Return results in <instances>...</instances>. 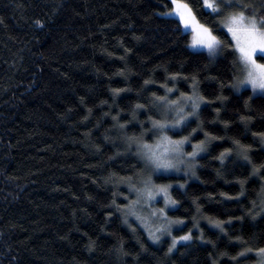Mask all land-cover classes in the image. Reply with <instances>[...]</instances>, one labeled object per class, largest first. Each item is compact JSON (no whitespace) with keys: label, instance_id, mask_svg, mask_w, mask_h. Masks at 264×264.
Returning a JSON list of instances; mask_svg holds the SVG:
<instances>
[{"label":"trees","instance_id":"obj_1","mask_svg":"<svg viewBox=\"0 0 264 264\" xmlns=\"http://www.w3.org/2000/svg\"><path fill=\"white\" fill-rule=\"evenodd\" d=\"M171 1L0 0V264H237L231 257L246 245L236 237L264 247V215L249 214L264 178L251 175L233 143L250 146L251 160L264 164V95L231 87L237 54L221 16L202 0H180L228 45L211 58L191 50L190 33L163 15ZM234 2L257 13L264 4ZM193 77L209 103L180 135L200 125L192 144L205 132L217 139L196 159L192 179H153L172 185L177 204L168 215L184 221L179 233L192 234L169 253L167 237L154 244L139 224L125 223L117 204L127 205L130 191L120 178L147 174L126 137L146 133L149 115L159 114L153 93L164 95L167 83L171 99L191 94ZM138 103L147 110L134 119ZM237 180L247 181L245 195L227 199L240 192ZM209 217L225 221L227 235ZM238 261L258 264L255 251Z\"/></svg>","mask_w":264,"mask_h":264},{"label":"snow or ice","instance_id":"obj_2","mask_svg":"<svg viewBox=\"0 0 264 264\" xmlns=\"http://www.w3.org/2000/svg\"><path fill=\"white\" fill-rule=\"evenodd\" d=\"M175 8L173 12L175 16L179 18V23L183 25V29L186 32L188 29L192 31V40L189 47L193 49L205 50L209 57L215 58L220 56L224 52V48L228 45L214 33L212 26H208L201 23L193 12L192 7L187 2H180V0H173ZM205 9H211L212 13L221 16V25L231 35V44L233 45V53L238 54L233 61L234 66L242 73L240 77H234V83L231 85L236 91H240L243 88L250 87L253 94L257 92L264 93V63H258L257 59L264 60V4L260 5L261 11L249 12L247 9L250 7L247 4L236 3L234 0H204ZM172 12L163 13V15H172ZM39 25L40 22L37 21ZM42 26V25H41ZM179 30V28H178ZM257 54H259L257 56ZM257 57V58H254ZM176 75L169 77L170 80L175 81ZM192 84V93H180L177 99H171L170 94L174 92V86L168 87L167 83L162 84L161 87L165 88L164 95H157L153 93L152 107L158 111L157 116L149 115L148 121L151 127L147 129V132H151L155 136L154 143H146L141 136H127L126 142L128 147L132 145L136 146V154L144 162L146 175H139L134 177H121V182H126L129 186L130 192L136 193V199L130 200L129 204L121 208L117 204V208L120 209L125 217L135 216L137 220L141 221L146 230L148 231L149 238L156 242L160 239V235L167 234L172 237V243L168 249L169 253L176 248L180 242H188L192 239L191 231L182 235H173V228L182 230L181 226L184 224L182 219H173L167 215L166 208L171 205L175 206L177 201L172 198L170 189L171 184H157L153 180L154 175L167 174L172 171H180V165H184L187 169L194 168V162L196 157L207 150V144L210 140L217 139V137L205 132L206 140H202L199 143L192 144V137L195 133L202 130L200 125L197 128H193L188 135H180V133L190 127V122L193 118L198 119L201 111V105L209 103L204 96L198 92V81L195 77ZM145 85L153 83V81L145 80ZM124 89H113L115 95H119ZM139 110H147L145 104H136L135 110L132 115L133 118L139 114ZM219 113V109H217ZM114 120L117 117H113ZM245 118L241 117L243 121ZM227 127V124L225 125ZM121 129L126 127L125 124H119ZM141 127H145L141 123ZM264 136V134H261ZM178 137V138H177ZM236 146L237 154L241 159L252 165V176H260L264 178V164H255L250 156V146L241 144L237 139L233 141ZM191 144L192 151L188 152L185 149V145ZM234 149H225L220 153L218 159L221 163L230 155ZM194 174V172H193ZM111 179V178H110ZM240 184V192L236 196H226L227 199L239 200L240 197L245 195L246 180H237ZM183 188L184 185H179ZM222 195H226L223 194ZM157 197H163L165 207L159 208L150 213L152 217H155L158 224L155 227H149L146 219L139 215L138 209L143 205L151 203L156 200ZM128 199V197H125ZM115 203V200L113 201ZM195 204L196 201H193ZM197 212H199V206L197 205ZM249 214L255 219L257 215H264V185L261 186L260 192L257 193V199L252 201V208L249 209ZM209 223L220 230L225 232V221L207 218ZM241 219V218H237ZM125 219V223H127ZM227 223H231L229 220ZM236 240L243 245V249L237 254V256L231 257L233 260H237L238 257H246L248 253L255 251L258 258V264H264V247L253 248L247 246V241L241 237H236ZM213 264H216L213 261Z\"/></svg>","mask_w":264,"mask_h":264},{"label":"rangeland","instance_id":"obj_3","mask_svg":"<svg viewBox=\"0 0 264 264\" xmlns=\"http://www.w3.org/2000/svg\"><path fill=\"white\" fill-rule=\"evenodd\" d=\"M202 2H203V7H204V0H202ZM171 11L170 12H172L173 14L172 15H167V16H171V17H173V18H175L176 20H178L179 21V18L177 17V16H175V14H174V12H173V9L175 8V5L173 4V0L171 1ZM205 8V7H204ZM206 10H208V11H210L211 13H212V11H211V9H206ZM169 13V12H168ZM181 25V24H180ZM222 26V25H221ZM181 27H182V29H183V25H181ZM222 29H224L223 27H222ZM184 30V29H183ZM226 30V29H225ZM187 32H189L190 33V43H191V40H192V31H191V29H188L187 30ZM226 32H227V30H226ZM228 33V32H227ZM229 34V33H228ZM229 36H230V38H231V35L229 34ZM190 49L191 50H194V51H199V52H206L205 50H202V49H193V48H191L190 47ZM207 53V52H206ZM208 54V53H207ZM238 55V54H237ZM259 54H257V56H258ZM255 58V57H254ZM258 63H260V62H258ZM238 75H237V77H240L241 75H242V73L238 70ZM243 89H245V88H243ZM246 89H250L251 90V88L250 87H246ZM252 91V90H251ZM253 93V92H252ZM264 95V93H260V92H257L256 93V95ZM155 141H153L152 143H154ZM185 149H186V151H188V152H191L192 151V146H191V144H188V145H185ZM200 155H202V153H200L197 157H196V159L200 156ZM140 158V157H139ZM141 160V159H140ZM143 162V161H142ZM195 162H196V160H195ZM194 162V165L196 164ZM144 163V162H143ZM180 171H172V172H170V173H167V174H175V173H177V174H180V175H184L185 176V178L187 179V180H190V179H192V177H193V175H192V169L191 170H189V169H187L184 165H180ZM161 175H164V174H161ZM157 176V175H156ZM154 177H155V175L153 176V179H154ZM136 199V193L133 191V192H130V198H129V200L127 201V204H129V201L130 200H135ZM165 207V203H164V199H163V197H157L156 198V200L155 201H153V202H151V203H148V204H145V205H143L141 208H139L138 209V213H139V215H141V216H143L145 219H146V221H147V223H148V226L149 227H155V224H158L159 223V221H157L156 220V218L155 217H152L151 215H150V213L152 212V211H154V210H156V209H159V208H164ZM173 208H175V206H171V205H169L167 208H166V212H167V215H168V210H172ZM169 216V215H168ZM123 217H124V219H127V221L128 222H136L137 224H139V226L143 229V231H145V233H147V235H148V237H149V234H148V231L146 230V228H145V226H144V224L141 222V221H139V220H137L136 219V217L135 216H127V217H125V215H124V213H123ZM155 221V224L153 223ZM184 226V224L181 226V228ZM184 234H186V233H179L178 232V230L176 229V228H173V235H175V236H182V235H184ZM157 235H160V239L158 240V241H156V242H153V240L152 239H150V241L152 242V243H159L161 240H163V239H166V237L168 238V240H169V243H170V245H171V243H172V237L171 236H169V235H167V234H163V235H161V234H157ZM189 242V241H188ZM188 242H180V243H178V244H181V243H188ZM178 244H177V246H178Z\"/></svg>","mask_w":264,"mask_h":264}]
</instances>
